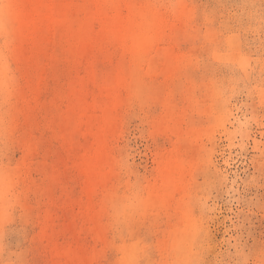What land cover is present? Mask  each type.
Listing matches in <instances>:
<instances>
[{
    "label": "rangeland",
    "instance_id": "rangeland-1",
    "mask_svg": "<svg viewBox=\"0 0 264 264\" xmlns=\"http://www.w3.org/2000/svg\"><path fill=\"white\" fill-rule=\"evenodd\" d=\"M16 2L0 264H264V0Z\"/></svg>",
    "mask_w": 264,
    "mask_h": 264
},
{
    "label": "bare ground",
    "instance_id": "bare-ground-1",
    "mask_svg": "<svg viewBox=\"0 0 264 264\" xmlns=\"http://www.w3.org/2000/svg\"><path fill=\"white\" fill-rule=\"evenodd\" d=\"M6 3H9V5L13 8V15H15V13L20 9V7L18 6V2H16V0H5ZM11 8V9H12ZM13 20L15 22V19L13 17ZM4 66V65H3Z\"/></svg>",
    "mask_w": 264,
    "mask_h": 264
}]
</instances>
